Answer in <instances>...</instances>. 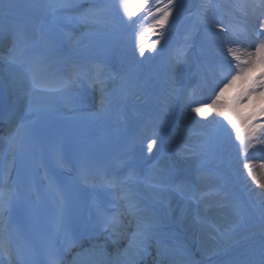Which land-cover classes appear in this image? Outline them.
Returning <instances> with one entry per match:
<instances>
[{
  "label": "bare ground",
  "instance_id": "1",
  "mask_svg": "<svg viewBox=\"0 0 264 264\" xmlns=\"http://www.w3.org/2000/svg\"><path fill=\"white\" fill-rule=\"evenodd\" d=\"M53 3H44L40 9L45 10L49 14L50 18L57 17L60 14V10L64 8H71L76 2L81 0H62L66 5L65 7L58 8L55 12L52 11ZM20 9L27 8L26 2H20ZM260 4V2H259ZM36 5V4H35ZM259 9V7H258ZM106 10L102 11L104 14ZM93 25L92 28H95ZM162 29L159 30V36L157 39H153L150 42L143 43L145 48L144 55L141 56L138 48L134 49L129 55L125 57L121 66L118 68L117 75H114L105 84L107 89L105 91L109 94L113 85L117 83L123 84L125 89H129L130 95L128 99H132L133 95H140L146 93V96L152 95L153 99L157 102L158 98H163L169 102L170 106L175 104L174 92L175 84L168 82V79L175 80V74L171 71H176V68L172 66V60L170 57L171 52L174 49L172 44L165 40L164 37L168 34H164ZM68 47L77 46L76 42L69 41ZM61 48V47H60ZM140 56V57H139ZM47 60V58H46ZM143 61L142 65L138 62ZM111 61V57L108 58ZM134 72L131 73V71ZM12 73V72H11ZM107 80V78L105 79ZM18 87L19 92L20 85H14ZM13 86V87H14ZM17 89V90H18ZM16 94H14L15 96ZM6 94H0V104H3V99L6 98ZM20 101L22 107H28L29 99L21 96L15 97ZM93 102V101H92ZM115 102V99L110 103ZM144 106L142 112L143 118L146 122H150L154 119L152 112H147L150 109V105L145 101L139 100ZM138 102H134L135 107H140ZM210 103V102H209ZM95 107H90L91 111L100 110L101 103L94 100ZM9 106V104H4ZM3 106V107H4ZM81 109L89 112L84 106ZM79 110V108H78ZM215 112L209 110L206 117H201L198 114L190 111L186 122L179 130V134L176 137L175 144L172 149L177 154L181 152H189L194 145L197 136H199L200 129L210 123V118ZM189 123L190 127H187L186 123ZM195 130V132H194ZM183 155V154H182ZM174 155L172 158L170 155H165L160 159L158 164L155 165L153 170L154 175H158L162 168L166 167V160L171 159L173 165L179 170L174 173V176L178 178L184 167L190 166L191 156L186 155ZM182 156V157H181ZM256 162V161H255ZM253 162V163H255ZM243 164H236V168H242ZM190 180L188 186L191 184L193 177L195 178V185L197 192L192 197V200H184L187 204L181 205L177 201H172L173 198L161 195L158 192H145L149 195V199L144 196H136L139 201L141 211L135 214L130 213L131 223L125 229V235H118L117 237L107 236L98 237L96 241H91L85 245L78 244L75 257L81 260L82 264H233L237 259H241L244 256L249 255V258L244 259V262L249 264H256L260 261L263 264L264 260H259L260 257L264 259V253L258 255L256 252L260 249L264 243V222L258 224L255 227H250L242 230L235 235L224 237L223 231H225L229 225L231 206L228 202H222V198L219 194L215 193L214 185L206 183L205 186L202 183L205 182L206 176L204 174H190ZM254 176L264 182V170L257 169L254 172ZM256 182H252L254 186V192L261 193L264 198V189H261ZM134 191V188L133 190ZM214 192V193H213ZM201 193V197L198 194ZM214 195H213V194ZM213 195V196H212ZM155 204L159 207V212L155 208ZM229 214V215H228ZM158 217L163 224L175 225V230L166 232L167 234H173L176 238L185 240V244L172 243L167 245L168 251L162 249L153 235L147 236L143 233H138L139 228H144L143 224L148 223L149 232H153L159 235V240L162 239L164 232H159L154 229L152 223H149V217ZM221 225V226H220ZM219 232V237L217 236ZM155 235V234H154ZM155 238V239H154ZM125 240V241H124ZM183 246V247H181ZM173 247L176 252L172 251ZM256 253V254H255ZM248 257V256H247ZM79 264V263H77Z\"/></svg>",
  "mask_w": 264,
  "mask_h": 264
},
{
  "label": "rangeland",
  "instance_id": "2",
  "mask_svg": "<svg viewBox=\"0 0 264 264\" xmlns=\"http://www.w3.org/2000/svg\"><path fill=\"white\" fill-rule=\"evenodd\" d=\"M207 4L203 6L202 11L206 13L204 24H203V35L200 37V42L205 45V47L211 48L207 54L206 57L203 58V63L205 66H208L211 70L210 61H215L214 55L218 53L216 51L217 49H221V51L227 50L229 47H240L238 43H236L234 38L227 37L224 35V33H221L217 35L216 33H219V28L216 27V22L214 20V15L216 14V10H212L213 4L210 0H207ZM224 1L225 6L229 8H234L236 6L237 1L236 0H222ZM168 0H162V4L158 7H162L163 4H167ZM193 3V0H174V3L172 5V12L168 18L167 21H173V19L176 17L177 13L183 9V7L188 6L189 4ZM247 4L244 5V8L242 9L244 13L246 12ZM159 14V13H158ZM160 15V14H159ZM159 15L155 17V19L159 18ZM115 19L117 21V16L119 18V21L114 23L120 25V27L123 28L124 24L123 21L128 19V16L122 14H119L116 16L114 14ZM124 21V23H125ZM154 18L148 17L141 23V29L136 33V35L132 36L133 38H130V42L128 44V49H131L136 42L142 38L143 34L147 31L151 32L154 28ZM188 27L187 30L190 34L195 33L198 29H200L201 26L194 23H187ZM206 28H205V27ZM192 38H190V41H192ZM221 38V39H220ZM264 39V37H263ZM205 48L208 50L209 48ZM203 51L197 50V56L200 58L203 57ZM209 56V57H208ZM217 56V55H216ZM208 59L206 60V58ZM219 57V55L217 56ZM202 62V59L200 60ZM262 71L264 69H261V67L258 65L253 73L250 74V77L247 80H238L233 85L236 88L239 89V96L243 93V90L245 89V85L248 83H254L257 81L255 77V72ZM210 75V72L205 71L203 72V76L208 79ZM245 86V87H244ZM224 99L229 103V105H232L235 107V110L239 113L240 116L247 117L251 116L253 114H257L263 106L264 97L259 98H253L251 101H244V102H238L237 98L233 100V102L228 100L226 97V94H224ZM228 110H232L229 108ZM221 121H223L221 123ZM187 127L189 126V123H186ZM257 125V122L253 119L249 123V127ZM199 133V136H197L196 140H199V145L197 147V150L191 154V164L202 166L206 165L208 167V172H210L212 177L209 179L210 181L216 180V189L218 193H220L221 197L223 198L222 201H226L231 206V211H229L230 220L227 225L228 228L223 231L224 237L227 238L230 235L236 234V232L245 230L250 227H255L258 224L261 225V223L264 222V198L263 195L259 192L255 193L254 186L251 185L252 182H255L251 176L248 175V170L244 168V170L239 171L237 176L231 175L230 168L231 164L229 163V155L232 153L233 149L238 146L239 147V141L235 140V133L231 131L230 125H227V121L223 120V117L218 116L216 113L213 114V116L210 118V123L205 125L203 128H201ZM195 132V130H194ZM257 133H259V129H257ZM260 140L264 141V136L259 137ZM195 140V141H196ZM256 148L257 150L264 152V143H255L254 146L250 149ZM171 164V163H170ZM169 163L167 164V167H169ZM188 167H184V169H190ZM175 168V167H174ZM264 170V166L261 167ZM256 169V168H255ZM255 169H252V172L254 173ZM245 174V176H243ZM249 185L253 187H249ZM257 185V183L255 184ZM151 220V219H150ZM155 225L158 227L159 231H172L173 226L169 227L167 225H157V221L155 222ZM221 226V225H220ZM144 230V229H143ZM145 231V230H144ZM160 231V232H161ZM143 232V231H142ZM141 232V233H142ZM148 232V231H146ZM140 233V232H139ZM154 234L150 233H143V235H153L156 238H159V235L155 232ZM229 234V235H227ZM161 240H155L160 245H162V249L164 251H168L170 249L167 248V245L172 243H181L182 245L185 244V240L180 238L173 239V234H163ZM219 237V232L217 234ZM125 241V240H124ZM174 252H176V249L173 247ZM262 251V250H260Z\"/></svg>",
  "mask_w": 264,
  "mask_h": 264
},
{
  "label": "snow or ice",
  "instance_id": "3",
  "mask_svg": "<svg viewBox=\"0 0 264 264\" xmlns=\"http://www.w3.org/2000/svg\"><path fill=\"white\" fill-rule=\"evenodd\" d=\"M148 0H139V2L133 4L130 0H119L118 8L123 12L124 15L131 17L133 15V8L140 9L146 5ZM157 4H162V0H156ZM174 0H168L167 4H163L162 7H156L155 12L149 9L147 15L154 18L155 25H163L169 18L172 12V5ZM66 5L62 0H56L52 5V11L55 12L58 8L65 7ZM261 10L257 13V32L256 37L259 40L258 43L254 44L253 51L241 50L240 47H229L226 50L225 59L228 64V72L223 76L221 82L224 83L223 87L219 88V91L215 92L214 98L211 99L210 103L195 102L199 106H192L191 111L198 114L201 117H206L208 111L211 110L215 112L218 116L223 117V120L227 121V125H230L231 131L235 133V140L239 141V151L242 155L248 154V149L252 148L255 143H264L260 140V136H264V124L253 125L249 127L251 120L255 119V114L247 117L240 116L239 113L235 110V107L229 105V103L224 99V93L229 86L233 85L238 80H247L250 77V74L253 73L256 67L259 65L261 69H264V39H259L264 37V0H260V4L257 5ZM155 13H159V18L155 19ZM246 14V13H245ZM135 23V22H133ZM216 27L219 28V33H228L230 28L228 25H224L222 22H217ZM246 35V32H245ZM236 43L242 44L243 42L237 37ZM251 47V45H249ZM138 50L141 56L144 55L145 48L143 47V40L140 39V45ZM230 56L231 60H227V57ZM235 62V63H233ZM231 77L230 79L228 77ZM35 87H42L40 83H35ZM264 97V71H262L259 80L250 88L244 91L240 96L237 97V103L246 99L251 101L253 98ZM103 103V101H102ZM231 108L232 110H228ZM261 115L264 116V109L261 110ZM223 121H221L222 123ZM257 128H259V133H257ZM157 141L155 138L151 139L147 145L148 152H151L153 147L156 145ZM264 166V165H262ZM245 169L248 170V175L257 183V185L264 189V182L258 180L252 172V167L249 163L243 165ZM111 184L112 182H107ZM122 200L126 202L128 210L130 213L135 214L136 212L141 211L139 201L136 199L135 195L129 189L124 192L121 197ZM203 198V196L201 197ZM3 211V202L0 201V212ZM105 226L115 227L117 221L115 217H105L104 218ZM0 254H5L10 256V249H8L3 242H0Z\"/></svg>",
  "mask_w": 264,
  "mask_h": 264
}]
</instances>
